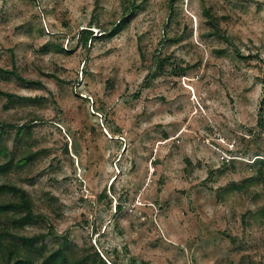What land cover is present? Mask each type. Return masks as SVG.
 <instances>
[{
	"label": "rangeland",
	"instance_id": "1",
	"mask_svg": "<svg viewBox=\"0 0 264 264\" xmlns=\"http://www.w3.org/2000/svg\"><path fill=\"white\" fill-rule=\"evenodd\" d=\"M136 2L109 37L131 0H0V165L37 152L0 174L41 215L15 230L38 263L264 264V0Z\"/></svg>",
	"mask_w": 264,
	"mask_h": 264
},
{
	"label": "trees",
	"instance_id": "2",
	"mask_svg": "<svg viewBox=\"0 0 264 264\" xmlns=\"http://www.w3.org/2000/svg\"><path fill=\"white\" fill-rule=\"evenodd\" d=\"M137 0H131L132 6L126 8V12L122 16L118 22L115 23L114 27L108 32V36L112 37L120 33L131 21V14L137 11L139 4L136 2ZM172 5L175 0H170ZM204 15L209 19V24L211 26V32L209 35H219L221 37H225L228 39L221 31L219 17L212 13V11L204 7L203 8ZM178 39V36L175 38H167L166 40L169 42L175 41ZM169 57L159 58L157 61V71L156 73H162V69L164 68V64L168 62ZM190 66H187V68ZM172 72L177 73L178 68L172 67ZM0 73L4 74H12L18 76L15 70H6L0 66ZM35 83H39L36 81ZM3 93V92H0ZM6 94V93H5ZM10 95V94H8ZM5 122L0 121V134L5 131ZM25 129L24 125L18 126V130L16 131L17 135H20L22 131ZM6 152L5 147H2L0 150V154ZM37 152H31L30 154H19L18 156H13L6 161L5 163L0 165V174H7V171L10 168L23 167L28 161L34 160ZM235 159V158H234ZM259 160H254L256 166L264 168V159L256 158ZM263 176V172H261ZM246 189V185L244 183L234 182L230 187V191H237ZM41 215L36 212V205L32 196L28 194L27 189L22 186H17L15 184H9V182L0 183V249L6 247L9 251V257L14 253L13 249V240L19 239L24 247H26V253H24V264H69V256L68 253L59 248L56 251H53L51 254L47 255L40 263L36 262L34 259V255L41 251L42 248L39 246L37 241V236H26L24 234H20L15 229L21 228L24 225H29L31 223L36 222L37 218H40ZM12 239V240H9ZM31 254V256H30ZM89 260L88 256H84L82 261L86 262ZM74 264V263H70Z\"/></svg>",
	"mask_w": 264,
	"mask_h": 264
}]
</instances>
